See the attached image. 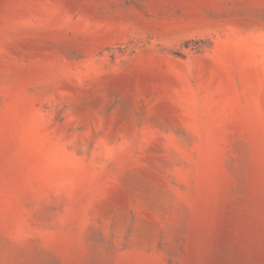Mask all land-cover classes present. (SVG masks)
<instances>
[{
  "label": "rangeland",
  "instance_id": "rangeland-1",
  "mask_svg": "<svg viewBox=\"0 0 264 264\" xmlns=\"http://www.w3.org/2000/svg\"><path fill=\"white\" fill-rule=\"evenodd\" d=\"M0 264H264V0H0Z\"/></svg>",
  "mask_w": 264,
  "mask_h": 264
}]
</instances>
